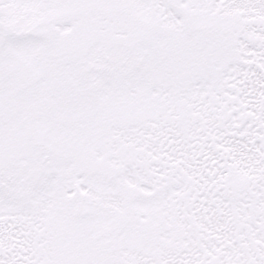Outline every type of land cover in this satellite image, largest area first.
Wrapping results in <instances>:
<instances>
[{"label":"snow or ice","instance_id":"snow-or-ice-1","mask_svg":"<svg viewBox=\"0 0 264 264\" xmlns=\"http://www.w3.org/2000/svg\"><path fill=\"white\" fill-rule=\"evenodd\" d=\"M0 264H264V0H0Z\"/></svg>","mask_w":264,"mask_h":264}]
</instances>
